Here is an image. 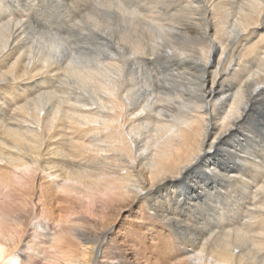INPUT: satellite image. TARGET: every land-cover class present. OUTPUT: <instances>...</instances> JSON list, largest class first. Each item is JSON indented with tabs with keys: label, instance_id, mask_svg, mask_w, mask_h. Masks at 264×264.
I'll use <instances>...</instances> for the list:
<instances>
[{
	"label": "bare ground",
	"instance_id": "obj_1",
	"mask_svg": "<svg viewBox=\"0 0 264 264\" xmlns=\"http://www.w3.org/2000/svg\"><path fill=\"white\" fill-rule=\"evenodd\" d=\"M0 264H264V0H0Z\"/></svg>",
	"mask_w": 264,
	"mask_h": 264
},
{
	"label": "rangeland",
	"instance_id": "obj_2",
	"mask_svg": "<svg viewBox=\"0 0 264 264\" xmlns=\"http://www.w3.org/2000/svg\"><path fill=\"white\" fill-rule=\"evenodd\" d=\"M47 48V49H46ZM45 49L47 51H52L53 49L52 48H49L48 46L45 47ZM136 208L132 207V206H129V208H126L124 209L122 215L120 216V218L116 221V228H120V227H123V226H126L128 224H130L131 220H129L130 218L129 217H132V216H135L136 215Z\"/></svg>",
	"mask_w": 264,
	"mask_h": 264
}]
</instances>
